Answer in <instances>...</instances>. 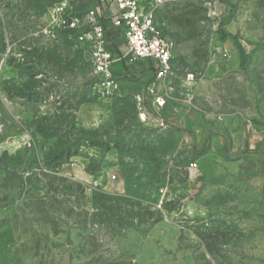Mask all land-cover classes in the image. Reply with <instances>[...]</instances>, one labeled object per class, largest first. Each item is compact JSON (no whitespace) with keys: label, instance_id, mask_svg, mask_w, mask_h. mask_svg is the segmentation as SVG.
<instances>
[{"label":"rangeland","instance_id":"rangeland-1","mask_svg":"<svg viewBox=\"0 0 264 264\" xmlns=\"http://www.w3.org/2000/svg\"><path fill=\"white\" fill-rule=\"evenodd\" d=\"M99 5L0 0V264H264V0H162L157 117L60 27Z\"/></svg>","mask_w":264,"mask_h":264},{"label":"built area","instance_id":"built-area-1","mask_svg":"<svg viewBox=\"0 0 264 264\" xmlns=\"http://www.w3.org/2000/svg\"><path fill=\"white\" fill-rule=\"evenodd\" d=\"M111 4L115 12L104 17L101 9H91L81 16L66 14L60 27L76 31L78 41L90 51L94 89L106 98L117 89L113 68L117 64L148 61L157 80L171 73V45L159 36L154 27V10L162 0H100ZM144 3V4H143ZM63 8L58 12L63 13ZM121 36L125 43L122 54H114L109 46V35ZM195 168V164H190Z\"/></svg>","mask_w":264,"mask_h":264},{"label":"crops","instance_id":"crops-1","mask_svg":"<svg viewBox=\"0 0 264 264\" xmlns=\"http://www.w3.org/2000/svg\"><path fill=\"white\" fill-rule=\"evenodd\" d=\"M98 9H101L104 17H108L115 12V8L111 4L105 2H100ZM109 46L112 52L117 55L122 54L125 51V43L123 38L113 33L109 35ZM113 71L117 78V89L115 92L119 91L120 89H125L127 87L126 85L130 84V82H133L134 85L141 90V92H146V98L149 99V102L153 107V110L151 109V111L156 113V117L157 115L162 114L161 112L163 111L164 105H169V95H171L173 92L179 93L178 89L188 90L190 87L188 82L177 80L172 74L163 79L157 80L155 78L154 71L151 68V64L148 61L117 64L114 66ZM138 100L142 101L140 96H138ZM88 107H94V105H87L79 108L76 115L79 122L82 121V114L93 111L92 109L94 108ZM141 107L143 109L141 108L140 111L148 114V111L144 109L142 105ZM94 114V121H96L98 125L100 120L103 119L105 110H99L95 108ZM180 115L183 117L182 114ZM169 119H173L172 116H170ZM180 120L183 121L184 119L180 118Z\"/></svg>","mask_w":264,"mask_h":264},{"label":"trees","instance_id":"trees-1","mask_svg":"<svg viewBox=\"0 0 264 264\" xmlns=\"http://www.w3.org/2000/svg\"><path fill=\"white\" fill-rule=\"evenodd\" d=\"M83 103H89V101H87V100H82L80 104H83ZM39 131H41V130H39ZM102 147H103L106 151L109 150V147L107 146V144H104Z\"/></svg>","mask_w":264,"mask_h":264}]
</instances>
